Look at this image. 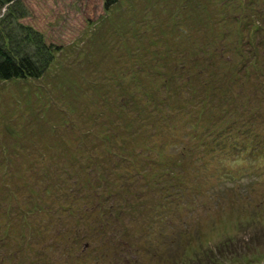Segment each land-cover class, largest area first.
Segmentation results:
<instances>
[{
	"label": "rangeland",
	"instance_id": "374dc122",
	"mask_svg": "<svg viewBox=\"0 0 264 264\" xmlns=\"http://www.w3.org/2000/svg\"><path fill=\"white\" fill-rule=\"evenodd\" d=\"M23 4L54 51L39 77L0 81V264H264V153L234 126L211 142L253 107L264 144V0ZM93 192L110 198L87 228Z\"/></svg>",
	"mask_w": 264,
	"mask_h": 264
},
{
	"label": "trees",
	"instance_id": "16d2710c",
	"mask_svg": "<svg viewBox=\"0 0 264 264\" xmlns=\"http://www.w3.org/2000/svg\"><path fill=\"white\" fill-rule=\"evenodd\" d=\"M117 0H101V5L103 9H108L111 5H113ZM1 8L3 9V12L0 14V81L2 80H10V79H25V78H37L39 77L42 72L46 69V67L48 66L49 62L52 59V52L54 51V48L52 47V45H50V43L45 42V39L42 35V33L40 31H38L32 24H23L21 22L22 19H24L27 16V9L23 4V0H0V10ZM264 15V14H263ZM251 26V25H248ZM253 26V25H252ZM259 29V28H263L261 25L258 26H253L252 29ZM248 43V46H247ZM247 43L244 42L243 45V49H245V47H248L250 49V42L249 39L247 40ZM246 45V46H245ZM247 49V48H246ZM239 50H241V48H239ZM246 51V50H244ZM242 52V50H241ZM253 53V50L251 49V51L247 54V56H250V54ZM244 57V56H243ZM250 58V57H249ZM249 59H244L241 60L242 64H245L244 61L249 62ZM254 72L256 71L255 69L253 70ZM187 90H191L190 88H187ZM192 91V90H191ZM193 92V91H192ZM155 97H157L156 95H154ZM157 99V98H155ZM148 100H153L154 99L150 96H148ZM158 103V102H157ZM123 105V104H121ZM152 108L150 109H146V112L140 111L138 108H134L132 109L134 111V113L139 116L142 115L144 113L149 114V113H154L156 110V107L154 106V104L151 105ZM154 106V107H153ZM154 110V111H151ZM254 108L250 107L246 109V114L249 113L250 118H252V112H253ZM157 116L160 118H162L161 114H157ZM250 118H246L247 121L243 122H237V123H233L230 125H226L224 127H222L220 129L219 132H214L211 134H206V135H200L199 137H203V136H211L212 138L214 137L215 140H212L211 142L214 144H218L220 143L218 140L219 137H225L226 135H228L230 133V126H234V128H236L235 130H233V132H236L237 135L240 136V140L245 139V143L248 145V147L250 148V152L251 153H256L259 154L260 152L264 153V144L261 143L259 140L255 139L253 140L251 137H248L249 133L251 132V128H252V119ZM159 119H156V121H158ZM162 120V119H161ZM196 135V134H195ZM242 136V137H241ZM229 137V136H228ZM218 142V143H217ZM156 144V143H155ZM237 143H232V147H236ZM208 145V143L206 144V146ZM200 146H202L200 144ZM205 146V147H206ZM198 148L199 146L197 145H188V147H183L180 149V151L178 152V156L179 154L182 156L185 153H190L192 151V149ZM201 148V147H200ZM222 147H218L217 150H222ZM239 149V148H237ZM236 149V150H237ZM155 150V145L152 143H148L146 144L144 147L141 148L139 154H142L143 159L145 161V163L148 164H144L145 166H150L151 163L153 162V158L151 155H149L150 153H154ZM70 152L68 153L70 155L71 148L69 150ZM232 151V150H231ZM228 152V149H227ZM236 153V151H234ZM115 154H118L119 156H117L118 158L114 157V160L118 161V159L125 157L126 153H130L129 150L127 151L126 149H124L123 147L118 148V150H115L114 152ZM66 155V157H69V155ZM228 155V154H227ZM177 156V157H178ZM66 157H65V164H67L66 161ZM75 158L73 159L74 161L79 160V156H74ZM77 158V159H76ZM236 158V155L234 154L232 156L231 159ZM88 160H90V158H88ZM41 160H38V163ZM87 160H83L82 165L85 164H89L88 162H86ZM248 161L251 162V157H248ZM159 162H157L158 164ZM177 164V160L176 163ZM226 167H230V166H226ZM173 167H169V165H164L163 167H161V170H165L164 172H166V174L168 175L167 170H173ZM253 168V166H252ZM251 166L249 164H246V170H250ZM105 170V169H103ZM136 170H144V167L139 165L138 168H136ZM68 172H70L69 170H66ZM139 173V172H138ZM155 175V174H154ZM152 175V178L153 176ZM171 175V174H170ZM158 178V174L155 175L154 181H157ZM94 180L96 182L101 181V179L99 180L98 177H95ZM151 180L150 184L152 185V187H157L156 182H153ZM86 181H82L81 183H85ZM110 183V181H108ZM88 185H91L90 183L87 182ZM111 184V183H110ZM169 185V184H168ZM81 185H78L74 188L78 189ZM119 186V185H118ZM126 186V185H125ZM124 186V187H125ZM121 188L124 189L122 191H126V188ZM158 188H161L158 186ZM178 188H180L178 186ZM94 196L97 198L96 202L90 206H87L86 204L84 205V213H86V215L88 216V218L90 217V220L87 221V228H90L92 225L94 226V224H98V221L100 220V215L102 214L101 209L103 208L104 204L106 202H109V198L107 195H99V193H95L93 192ZM80 194V193H78ZM77 194V195H78ZM108 197V198H106ZM196 199H193V201H196ZM0 202H3L2 200H0ZM41 204L44 206L45 204L41 202ZM102 204V206H101ZM5 204H1L0 203V207L4 206ZM46 211L48 210V207L44 206ZM6 207L4 209L0 208V214L3 216H7V214L5 213L6 210H8ZM110 206L108 207V211ZM35 210L34 208H32V211ZM42 212H44V210L41 208ZM78 210H69V214L70 212H74L75 214H78V219L82 216V211L77 212ZM34 212V211H33ZM111 214V213H108ZM99 215V216H98ZM98 217V218H97ZM88 224H90V226H88ZM60 227H53L49 230V234L52 235L55 232V229L58 230ZM94 233H97L96 231H94ZM48 234V235H49ZM47 235V236H48ZM77 235V234H76ZM83 235L80 234L78 235V238H82ZM75 239L76 241L80 240V239ZM124 240H118V244L116 246H121L124 244ZM126 244V243H125ZM127 245V244H126ZM218 249V248H216ZM171 251H168L167 253H169ZM176 258V257H174ZM176 264V263H175Z\"/></svg>",
	"mask_w": 264,
	"mask_h": 264
}]
</instances>
